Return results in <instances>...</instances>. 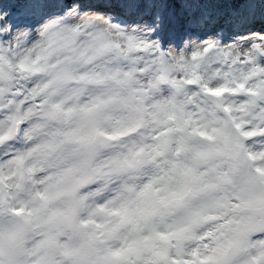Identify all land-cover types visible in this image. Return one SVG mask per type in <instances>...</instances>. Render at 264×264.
I'll list each match as a JSON object with an SVG mask.
<instances>
[{"label": "snow or ice", "instance_id": "snow-or-ice-1", "mask_svg": "<svg viewBox=\"0 0 264 264\" xmlns=\"http://www.w3.org/2000/svg\"><path fill=\"white\" fill-rule=\"evenodd\" d=\"M0 264H264V0H0Z\"/></svg>", "mask_w": 264, "mask_h": 264}]
</instances>
